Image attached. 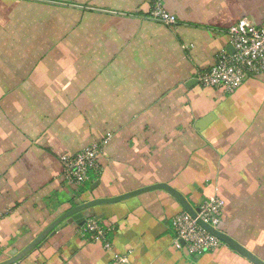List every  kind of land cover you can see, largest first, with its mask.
Segmentation results:
<instances>
[{
	"label": "crops",
	"instance_id": "obj_1",
	"mask_svg": "<svg viewBox=\"0 0 264 264\" xmlns=\"http://www.w3.org/2000/svg\"><path fill=\"white\" fill-rule=\"evenodd\" d=\"M152 4L0 0V39L13 34L0 54L20 57L0 64V264L27 249L21 264H253L228 247L194 260L177 250L172 220L186 210L149 189L158 184L192 208L223 198L221 231L263 258L264 245L247 237L264 229V74L234 94L203 87L199 75L229 51L232 25H264V0H165L175 25L152 19ZM39 9L56 12L46 23L58 32L41 34L54 41L36 50L46 58L35 65L34 50L14 39ZM105 140L100 169L75 195L61 157ZM92 202L83 217L96 218L109 248L83 238L72 218L57 223Z\"/></svg>",
	"mask_w": 264,
	"mask_h": 264
},
{
	"label": "built area",
	"instance_id": "obj_2",
	"mask_svg": "<svg viewBox=\"0 0 264 264\" xmlns=\"http://www.w3.org/2000/svg\"><path fill=\"white\" fill-rule=\"evenodd\" d=\"M151 17L167 25L177 23V17L166 9L165 0H153ZM228 34L234 53L223 50L210 71L199 75V82L205 88L234 94L244 85L248 77L264 74V25H256L249 19L243 18L230 27ZM106 143L107 140L94 143L75 155L62 156L65 179L79 180L78 184L86 182L90 173H96L100 169L99 160ZM224 207V199L213 196L199 207L197 218H193L186 211L177 214L172 220L175 248L193 257L220 248L224 243L207 232L198 223V219L219 229L224 216ZM89 222V229H85V232H89L93 239H98V234L101 233L107 237V233L98 225L97 220ZM110 246L107 241L105 247Z\"/></svg>",
	"mask_w": 264,
	"mask_h": 264
},
{
	"label": "rangeland",
	"instance_id": "obj_3",
	"mask_svg": "<svg viewBox=\"0 0 264 264\" xmlns=\"http://www.w3.org/2000/svg\"><path fill=\"white\" fill-rule=\"evenodd\" d=\"M28 13H29L30 17L27 19L28 20L27 24H25L24 22H22V20L19 19L20 23H17L15 25L17 30L15 29V31H16L15 32L16 39H14V41L16 40L15 41L16 42V46L27 47L30 50L31 49L34 50L32 53H35V56L28 57V64L29 63H31V64L35 63V65H37L40 62L43 63V59L46 58V57L45 56H41L40 54H38L36 52V50L40 49V47H42V46H46L47 47L48 43L50 41L51 42L54 41V39H52L51 37H50V41L46 40V39H43V37H40L41 34L43 32H49V33L58 32L57 31V23L52 22L51 18L48 19L49 23H46V15L54 17V16H56V12L52 13V11H50L48 13L47 12L42 13L41 9H39V11H37V10L36 11L35 10L34 11L28 10ZM18 17L23 19V17H25L24 16V11L20 15H18ZM42 17H44L45 19L42 18ZM33 19H35L34 23L33 22H29V21H31ZM67 25H68V23H67ZM1 26H5L3 29L6 30L7 29V22H5V24H1ZM8 28L11 31H13V22L12 23L10 22V24L8 25ZM7 47H13V34L11 35L10 40L8 42H7V40H5L3 38L0 39V48H7ZM5 51H6V49H5ZM8 53H10L11 55L10 54L8 55ZM24 57H25V59H27V56H24ZM19 59H20V57L13 56V52H11V51H8V52L0 54V64H4L5 62H7V60H9V64L13 65V63H16ZM38 60H39V62H38ZM11 67H13V66H11ZM20 78L22 79V76ZM64 155H72V154H64ZM63 171H64V168H63ZM93 174H95V173H93ZM66 182L71 187L74 188L75 195H78V194H80L82 192L83 189H86V191H88V188L90 187L89 183H91V177L89 176L88 180L86 182H83V183L80 182V184H78L79 180H74V179H71V180L66 179ZM206 200L207 199L199 201L197 206L196 207L194 206L193 209L198 213L199 207H201ZM224 202H225V200H224ZM182 212H184V211H181L179 213H182ZM257 218L259 219L261 217H257ZM263 218H264V216H263ZM90 220H94L95 221L96 218L91 217V216H87V217H85V222L81 225V234H82L83 238H87V239L91 238V239H93L90 236L89 232H85V229H89L88 224L90 223L89 222ZM73 222L76 223V224H79L78 221H73ZM223 222H224V216H223V219L221 220L220 226L222 225ZM220 226H219V229L221 230ZM262 228H264V226ZM248 238L249 239H251V238L252 239H259V243L264 245V229H261L258 232L253 231L252 235L247 237V239ZM105 239H107V237H105V235L103 233H101V234H98V239H94V240H98L99 242H105V245H106L107 240L105 241ZM243 241H244V239H243ZM224 247H226L225 244H222L220 246V248H218L214 252H210V253H216L218 250H220V249H222ZM255 250L256 251H260L258 248H255ZM262 251L264 252V248L261 250V252ZM27 253H28V251L25 253V255ZM210 253L203 254V255H201L199 257H203V256H205L207 254H210ZM187 256L189 258H193V260H194V258H196V257H193L192 255H187ZM261 260L264 261V254H263V258Z\"/></svg>",
	"mask_w": 264,
	"mask_h": 264
},
{
	"label": "water",
	"instance_id": "obj_4",
	"mask_svg": "<svg viewBox=\"0 0 264 264\" xmlns=\"http://www.w3.org/2000/svg\"><path fill=\"white\" fill-rule=\"evenodd\" d=\"M230 53H234V49L233 47H229L228 48ZM214 116L208 117L205 120H203L200 124V127L203 128L206 124L210 123L212 118ZM152 188H159V189H164L168 192H170L174 197H176L178 199V201L184 206L185 210L190 213V215L193 218H197V212L190 207V205L186 202V200L184 199V197L177 191H175L174 189L170 188L168 185L166 184H158L155 185L153 187H150L149 189ZM148 188L146 189H142V190H137V191H133L131 193L119 196L117 198L114 199H108L106 200V203H115V202H120L122 200H125L129 197H133L135 195H138L142 192H144L145 190H149ZM96 204L95 202L92 203H87L86 205L79 207L75 210H72L66 214H64L57 223L59 224H66L68 223V221L66 223H64L67 219L72 218V220L74 221H78L80 222V224H83L85 222V219L83 217V210L88 208L89 206H92ZM198 223L209 233H211L212 235H214L215 237H217L220 241H222L226 247L233 249L234 251H236L239 255H241L242 257H244L245 259H247L248 261H250L253 264H264V261H262L257 255H255L253 252H251L249 249H247L246 247H244L241 243H239L238 241H236L235 239H233L232 237H230L229 235H227L226 233H224L223 231H221L220 229L214 228L213 226H211L210 224L202 221L201 219H198ZM29 249L25 250L23 253H21L20 255H16L15 257H13L12 259H10L9 261L3 263V264H21V257L25 255V253L28 251Z\"/></svg>",
	"mask_w": 264,
	"mask_h": 264
},
{
	"label": "trees",
	"instance_id": "obj_5",
	"mask_svg": "<svg viewBox=\"0 0 264 264\" xmlns=\"http://www.w3.org/2000/svg\"><path fill=\"white\" fill-rule=\"evenodd\" d=\"M51 1H55V0H51ZM92 175H95V174L90 173V177H91ZM84 191H85V189L82 190V192H84Z\"/></svg>",
	"mask_w": 264,
	"mask_h": 264
}]
</instances>
